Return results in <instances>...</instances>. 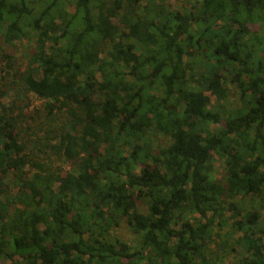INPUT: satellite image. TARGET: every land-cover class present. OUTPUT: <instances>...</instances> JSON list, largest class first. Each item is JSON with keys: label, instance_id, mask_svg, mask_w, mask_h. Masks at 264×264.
<instances>
[{"label": "trees", "instance_id": "trees-1", "mask_svg": "<svg viewBox=\"0 0 264 264\" xmlns=\"http://www.w3.org/2000/svg\"><path fill=\"white\" fill-rule=\"evenodd\" d=\"M188 4L0 0V264H264V0Z\"/></svg>", "mask_w": 264, "mask_h": 264}, {"label": "rangeland", "instance_id": "rangeland-1", "mask_svg": "<svg viewBox=\"0 0 264 264\" xmlns=\"http://www.w3.org/2000/svg\"><path fill=\"white\" fill-rule=\"evenodd\" d=\"M157 1V0H156ZM163 5L164 7L169 10H177V11H183V9H188L189 4H188V0H163ZM67 7V12L70 14L74 13V2L71 1L70 3H68ZM32 45V41L29 38H25L22 41H16L14 42V46H16L18 49H20L19 51H15V49H12L10 46H8V51L11 54H15V58H18L19 64L16 66L17 68L19 67V65H22V67L25 64V60L23 57V54H25V50L30 47ZM1 69L2 66H0V77L3 75V72L1 73ZM233 92V89L231 91V101L235 100V95ZM209 96V94H207ZM21 96V95H20ZM15 98V95H13L12 93L8 94V96H5L2 100L4 104L10 105V103L12 102V100ZM23 100V99H22ZM210 100H211V104H213L215 102V98L213 96H210ZM25 103H28V108L26 110L23 111L22 115V120H25V123H23V125L20 127V130H23V138L24 139H33L35 138L34 135H40L42 133V131L47 130L50 127H59L61 124V120L60 117H57L54 119V121L51 123V125L49 126L47 121L44 120L43 117H36L34 115L35 111H41L44 102L40 99H38L36 96L34 95H29L28 99H26L25 101H23V104L21 106L24 105ZM42 112V111H41ZM41 115V114H40ZM40 118V119H39ZM32 119L34 121H32ZM41 128H43L42 130H40ZM165 141H164V137L162 135H156V137L153 138L152 140V147L154 150H157L158 147H163L165 145ZM121 149L127 153L128 151H130V148L128 147H121ZM222 162L220 161H215L214 162V168H215V176L218 174H221L222 172V166H221ZM53 167L56 168H64V170H68V166H66L65 164H54ZM217 172V173H216ZM139 209L141 211H143L145 209L144 205H140ZM231 225V222L229 221L228 226L225 227V229L220 233V237H217L214 239L215 241V245H210L207 248V252H206V258L209 260V262H214L215 264H233L235 262V258L238 257L239 255H237L236 253L240 252L241 250H239V248L237 247V251L235 252V256H231V255H225L223 250H225L226 248L224 247V242H228L227 243L228 246H230L233 242H232V238L230 236V230H229V226ZM112 238L113 239H118L121 242L127 243V244H131V243H135V239L136 237L133 236L129 229H127L126 225L122 222L120 224L119 227H117L116 229H114L112 232ZM229 248V247H227Z\"/></svg>", "mask_w": 264, "mask_h": 264}]
</instances>
